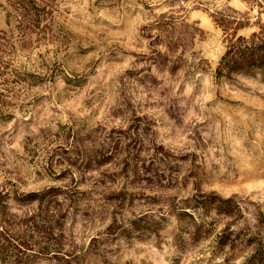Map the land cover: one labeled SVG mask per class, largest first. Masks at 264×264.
Segmentation results:
<instances>
[{
    "label": "rangeland",
    "instance_id": "1",
    "mask_svg": "<svg viewBox=\"0 0 264 264\" xmlns=\"http://www.w3.org/2000/svg\"><path fill=\"white\" fill-rule=\"evenodd\" d=\"M250 42L264 0H0V264H242L264 64L216 70Z\"/></svg>",
    "mask_w": 264,
    "mask_h": 264
},
{
    "label": "trees",
    "instance_id": "2",
    "mask_svg": "<svg viewBox=\"0 0 264 264\" xmlns=\"http://www.w3.org/2000/svg\"><path fill=\"white\" fill-rule=\"evenodd\" d=\"M263 64L264 42H261L260 44L250 42V44L248 43L243 46L232 44L226 51L225 55L221 58L220 64L216 70V75L217 77H228L232 72H237L243 69H252L256 66L261 68ZM183 214L187 215L192 220L194 218L189 211L186 212L184 210ZM185 226L189 227L192 225ZM221 235L218 236L217 243L219 245H224ZM242 264H264V243L258 242L256 247L253 248L252 253L245 258Z\"/></svg>",
    "mask_w": 264,
    "mask_h": 264
}]
</instances>
